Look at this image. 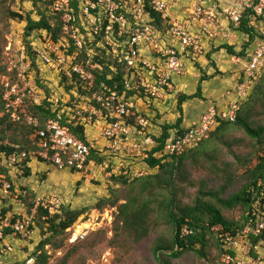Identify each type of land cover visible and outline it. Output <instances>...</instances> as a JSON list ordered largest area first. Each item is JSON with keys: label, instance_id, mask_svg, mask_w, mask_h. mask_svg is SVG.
Returning a JSON list of instances; mask_svg holds the SVG:
<instances>
[{"label": "built area", "instance_id": "obj_1", "mask_svg": "<svg viewBox=\"0 0 264 264\" xmlns=\"http://www.w3.org/2000/svg\"><path fill=\"white\" fill-rule=\"evenodd\" d=\"M48 9L49 14L60 15L62 36L52 42L43 32V40L34 48L39 64L63 72L70 84L78 82L83 89L91 91L95 86L94 74L84 69L77 57L84 53L85 64L101 71V64L90 63L98 53L87 50L97 40L95 46L102 47L108 59L124 69L121 91L101 81L91 93L93 105L64 108L68 111L67 123L83 125L86 131L97 125L102 139L114 145L113 153L134 157L135 148H141L145 161L150 151L159 146L148 132L150 122L143 110L147 101L171 93L173 76L184 74L185 58L204 54L206 41L202 35L210 41L219 33L221 39L227 41L235 39V32L240 34L242 48L237 54L243 52V55H232L231 60L240 67L246 81L236 85L237 99L228 104L226 111L217 112L212 108L204 113L181 134L175 132L168 137L153 154L154 158L174 160L207 140L221 122H235L239 105L244 101L238 105V100L248 96V84L264 71V0H226L225 3L203 0L192 6L189 16L184 17L193 22L198 20L199 29L194 32L183 17L172 15L170 0H52ZM151 12L159 16L160 27ZM243 24L245 30L241 29ZM63 41L67 42L64 46ZM71 44L75 49L69 54ZM148 51L155 57L148 56ZM13 68L10 62L7 74L0 80L3 92L0 117L7 115L13 123L24 122L37 129L38 150L31 153L32 157L41 158L58 170L95 175L99 164L91 158V151L96 147L77 138L60 123L59 116L57 120H46L43 127L38 128V120L26 112L23 90L18 82L11 80ZM130 136L137 137L130 139ZM6 145L8 143L0 141V192L3 197L10 193L11 185L5 180L2 168L20 161L16 153L5 154L1 147ZM25 155L22 153L19 158ZM98 168L103 169L102 166ZM136 173L137 177L144 175ZM256 191L258 193L244 212L242 226L231 231L221 225L211 227L219 241L221 264H264V177L257 181ZM62 205L55 197L36 196L33 213L42 208L48 214H59ZM9 226L10 218L0 219V238ZM28 226V221L24 220L11 227L21 232ZM188 232L186 227L182 229V235ZM8 250L0 245V256Z\"/></svg>", "mask_w": 264, "mask_h": 264}, {"label": "rangeland", "instance_id": "obj_2", "mask_svg": "<svg viewBox=\"0 0 264 264\" xmlns=\"http://www.w3.org/2000/svg\"><path fill=\"white\" fill-rule=\"evenodd\" d=\"M201 1L203 0H170L172 2V15L174 17L178 16L180 19L181 17L187 18L192 6ZM206 1L226 2V0ZM32 2L34 1L7 0L0 5V80L3 75L7 74L6 69L9 67V63L12 62V67L14 68L11 80L18 82L23 90L27 111L31 105L40 103L45 98H49L51 103L54 102L53 108L59 107V109L65 107L71 109L72 107L87 108L89 105H93L94 101H91V93L83 89L78 82L70 84L68 81H63V78L60 76L61 73L51 67L46 68L38 64L39 70L35 61L33 62L29 59L26 48L27 40H24L25 22L11 18L9 12L17 13L22 18L30 15L36 20L37 16L34 13L35 5ZM39 6L41 11L49 14V9L45 7L43 2ZM47 16L52 17L51 15ZM186 18L184 19L186 20ZM186 21L189 24V29L194 25H200L197 23L198 20L193 22L191 19H187ZM158 26H161V23ZM43 34L42 31L39 32L38 30H34L31 33L30 40L35 46L41 43ZM230 35L232 34L230 33ZM235 35L237 37L240 34L235 32ZM217 36L218 42L221 40V37L219 33ZM202 38L206 41L205 43L209 40L205 39L203 35ZM65 43L67 42H64L63 46L66 45ZM87 50L98 53L102 60H104V57L109 58L105 54V50L100 46H93L87 48ZM148 53V56L151 57L152 55L155 57L151 51H148ZM201 56L204 57L205 53ZM201 56L185 58L186 69L182 76L188 71L186 62H189L195 70L197 69V73H200V83L205 81L206 73L204 70H207L206 66L209 67L211 59L205 56L206 63L202 62V65L199 61ZM92 70L91 68L90 71ZM112 70H114L113 67ZM262 75L260 74L259 77L251 80L248 84L250 87L248 93H250L252 87L260 83ZM238 76L237 84L246 81L242 77L240 70L238 71ZM169 90L171 92L169 95L165 94L163 96L161 94L159 98H152L150 101H147L146 107L143 110V113L150 122L148 132H150L153 140L159 136L155 134L154 129L159 126L158 124H162L163 115L169 112V106H173V103H175L177 111L181 113V105L186 101L185 99H201L200 89L197 90V93L200 94L199 97H196L195 90L192 95H183L181 91H178L179 93L175 91L173 79L171 89ZM0 92H2L1 85ZM169 96H173V100ZM180 96H185L186 98L181 99ZM248 96L239 97L238 105L242 100H246ZM236 99L237 92L235 91L233 101ZM212 108L209 107L204 113H207ZM260 109L262 108L257 107V111ZM180 118L181 115L177 119L179 123H181ZM200 118L193 121V123L199 121ZM261 118L264 119V114ZM172 119L168 118L167 120L171 121ZM174 121L170 124L177 123L176 120ZM4 128H6L5 123ZM93 128L95 130L88 128L87 132L89 134L95 133L88 136L87 140L92 146L96 147L95 151L97 153H95L98 155V158L104 159V164L100 163L97 169H95V175L70 170H58L53 166L49 168L47 167L49 164H45L42 168L35 164L37 166L35 167V165L30 164L31 162L29 165L32 167L28 166L32 168L29 176H25L21 166L9 169L10 173H8L12 175L11 183L13 190L0 202V211L8 209L6 212L8 218H11L13 215H20L22 218H32L33 225L30 229L26 227L18 234L11 232L4 235L1 246H5L9 250L0 256V263L43 264L42 258L46 257L45 264H166V262L167 264H221L219 249L216 246L214 237L210 235L205 237L206 244L204 247L197 245L196 251L184 252L178 258L169 257L168 252L163 255L157 254L162 261L158 262L154 254V248L159 238L169 241L172 235L171 225L166 224L163 216L155 220V226L139 241H134L132 236L124 233L120 228L117 231L114 229L117 209L115 206L111 207L109 202H103V200L116 199L118 201L117 204L123 203L129 191V184H133L134 187L136 186L133 192L138 189L139 183H134V180H132L133 178H140L137 177L136 172H141L144 174L142 175L143 177H147L148 174L156 173L157 169H152L149 166L144 167L145 164L147 165V162L146 160L144 161V156L140 152L141 148L139 150L135 148L136 155L134 157L125 156L123 153H113L111 148L114 145L102 139L97 125L93 126ZM131 133L135 134V130H132ZM214 133L215 136L211 135L208 140L198 147L202 153H206L211 157L197 156L196 159H193V164L191 163L192 159L186 158L182 165L176 164L178 169L175 171L174 194L175 205L179 209L193 206L200 192L206 193L210 191L216 193L221 186L230 183L226 191L219 194V198L228 199L232 194L239 191L244 184L246 179L243 176L244 169L251 168L256 161L259 154L257 152L258 147L255 146V141L248 137L241 128L233 126L228 127L223 133L216 130ZM28 134L26 128L12 126V129H8L5 132L3 141L8 144L13 142L14 145H18L21 149H30L32 145L28 139ZM136 137L130 136V139H135ZM158 138H161V135ZM34 161L38 162L36 159ZM99 166H102L103 169L98 168ZM179 169H182V172ZM125 175L127 177L130 176L128 185L117 183L111 178V176ZM151 190L155 194L161 193V200L164 196L168 195L167 190H160L158 188H151ZM33 196H39L40 198L44 196L55 197L63 204V209L59 214H44V217L41 214H34L32 211ZM200 199L210 200L214 204L217 203L213 197L205 198L204 196H200ZM66 210L77 211L81 215L66 231L52 236L51 224L47 223L48 221H45V218L50 219L55 215L65 216L63 211ZM221 214L228 221L237 222L241 217V209L239 207L232 209L223 208L221 209ZM59 220L55 221L56 224ZM26 221L28 223L31 222L29 220ZM45 240L47 241L44 247L40 248L41 242Z\"/></svg>", "mask_w": 264, "mask_h": 264}, {"label": "trees", "instance_id": "obj_3", "mask_svg": "<svg viewBox=\"0 0 264 264\" xmlns=\"http://www.w3.org/2000/svg\"><path fill=\"white\" fill-rule=\"evenodd\" d=\"M7 0H0V5L3 4ZM32 2L34 6V13L36 14V20L33 19L30 15H26L24 18L18 15L17 13L9 12V16L13 19H18L19 21L25 22L24 28V40L26 41L27 55L31 61H35L38 69L39 60L34 51L35 45L30 40L31 33L34 30H38L39 32H46L47 37L51 39L52 42H57V40L62 36L61 33V20L60 15H51L45 13V11H41L39 5L45 4V7L48 8L49 3L52 0L44 1H35ZM47 15H51L52 17H48ZM152 17L156 20V23L160 25L159 16L153 12H151ZM243 23H246V20H243ZM245 25L243 24L242 28L245 30ZM160 27V26H159ZM246 31H249L246 29ZM97 40L92 42L91 45L95 46ZM245 46H243L244 48ZM225 49L230 55H243V52L237 54L233 52V50L226 46H220V49ZM70 50L67 53L71 54L73 52L74 46L71 44L69 47ZM102 54V52L100 51ZM84 53H79L77 57L78 62H83V67L87 71L91 70L89 65L85 64V56ZM104 55V54H102ZM90 60V63L98 62L102 65V70H92L95 78V86L89 91L92 93L96 91L97 85L99 82H105L110 87L116 86V89L121 91L122 86V70L123 68L118 66L116 63L112 62L111 59L104 57V60L101 59V56L98 54L93 56ZM113 65V66H112ZM115 69V72L112 71ZM119 69V70H118ZM262 79L259 84H256L252 87L250 93L248 94V98L239 106V110L236 113V120L233 123L221 122L217 127V132H224L228 127H239L241 128L245 134L255 141V146H257V152L259 153L254 165L251 168L244 169L243 176L246 178L244 184L241 186V189L234 194H232L228 199L219 198V194H222L229 187L230 183L221 186V188L216 192H200L199 195L205 198L213 197L216 204L210 202V200H201L200 196L193 206L185 207L182 209L177 208L175 205V171L178 169L176 164L182 165L185 159H192L191 163H194L193 159H196L197 156H208L206 153H202L201 149L198 147L204 143L201 142L196 148L193 150L184 153L182 156L175 158L171 161H164V159L159 158L156 159L153 157V154L161 149L164 141L168 138L167 126L162 128L161 138H155L157 142H159V146L150 151L149 157L146 159L147 166L150 168H156L157 171L154 174H148V176L140 178H133V182H138L139 186L136 191L133 190L136 188L133 184H129V191L126 195V198L123 203L117 204L118 201L116 199L113 200H103V202H109L111 207H116L117 214L115 216V227L116 231L120 228L124 233L132 236L134 241H139L144 237L148 231L155 226V220H158L160 216H163V220L166 224L171 225L172 235L169 241L164 240L163 238H159L156 247L154 248V254L158 262H162L161 258L157 256V254H165L169 253L168 256L171 258H178L182 253L188 251H196V246L200 245L204 247L206 244L205 237L207 235L213 236L216 242V246L219 249V254H221V249L219 245V241L216 239L214 233L211 231V227L214 225H221L226 230H233L243 225V220H245L244 212L250 207V202L252 201L253 196H256L258 193L256 191L257 181L264 177V119H260V117L264 114V71L261 73ZM63 78V81H67L63 72L60 75ZM110 77V79H109ZM205 79V78H204ZM76 83V82H75ZM199 90V89H198ZM2 93L0 92V111L3 109V101H2ZM199 93L196 94L198 96ZM181 97V96H180ZM179 97V99H180ZM185 96H182L181 99H185ZM180 99V100H181ZM26 100V99H25ZM25 106V102H24ZM54 105L50 102L49 98H45L42 102L33 104L30 106L29 110L26 112L27 114L35 117L38 120L39 127L42 128L45 121L52 119L57 120L58 116L60 117L59 121L62 125H66L73 134L76 135L77 138L82 140L84 143H88L87 140V131L83 125H74L72 123H67L68 120V111L58 108H53ZM257 107H261L259 111H257ZM67 108V107H65ZM74 108V107H72ZM179 109V107H178ZM180 110V109H179ZM60 114V115H59ZM4 123L6 124V128H4ZM179 124V123H178ZM23 127L28 130V139L32 145L30 149H21L18 145H14L13 142L2 146L1 149L5 152L6 155L16 153L18 159L22 153L26 155L21 157L22 161L17 162L14 166H9L8 164L2 168V174L4 175L5 180H7L10 185V191L13 190V185L11 183L10 168L21 166L25 176L30 175L31 169L28 167L30 161H32V152L38 150L37 139L35 137L36 128L32 126L26 125L23 123H13L10 121L7 115L0 117V141H3L5 137V132L8 129H12V126ZM175 127H177L175 125ZM182 132L179 131L178 134ZM212 132L210 134L215 136V133ZM209 136V137H210ZM209 139V138H208ZM207 139V140H208ZM96 149H92L91 158L97 162V164L103 163L104 159H99ZM96 152V153H95ZM186 156V157H185ZM40 162H44L41 158H39ZM197 161V160H196ZM196 167V166H195ZM245 168V166H243ZM242 167V168H243ZM182 172V169H179ZM9 172V173H8ZM130 177V176H129ZM129 177L125 176H111V178L120 183L122 185H128ZM131 180V181H132ZM151 188H158L160 190H167L168 195L164 196L161 200V193L155 194ZM10 194V193H9ZM8 194V195H9ZM8 195L3 197L0 192V198L3 197L0 202H2ZM258 196V195H257ZM34 197V196H33ZM160 198V201H159ZM35 197L33 198L32 207H34ZM101 201V203H103ZM63 207V206H62ZM60 211H62V208ZM239 207L241 209V217L237 222H230L221 214V209H232ZM178 210V213H177ZM8 209H3L0 211V219L7 217L6 212ZM33 211V209H32ZM37 214H41L44 217V214L47 215V210L42 208L37 209ZM6 214V215H5ZM64 215H55L53 217L45 218L47 223L51 224L52 227V236H56L58 233L66 231L75 220L81 215V213L73 210L63 211ZM29 218H22L20 215H13L10 218V226L5 228L2 232V237L0 238V245L3 243L4 235L6 233H20L16 232L11 226L14 225L17 221L28 220ZM60 219L56 224V220ZM31 221V220H30ZM33 225V220L29 223L28 229H30ZM186 227L189 231L187 234L182 235V229ZM59 228V230H57ZM49 240V239H48ZM41 242L40 248L44 247L45 243ZM46 257L42 258V263H44ZM167 264V262H166Z\"/></svg>", "mask_w": 264, "mask_h": 264}, {"label": "crops", "instance_id": "obj_4", "mask_svg": "<svg viewBox=\"0 0 264 264\" xmlns=\"http://www.w3.org/2000/svg\"><path fill=\"white\" fill-rule=\"evenodd\" d=\"M171 3L172 2H170V9L172 12ZM190 29L194 32L197 31L199 28L197 25H194L190 27ZM241 41H242L241 37L240 35H238L237 37H235V39L232 40L225 41L221 39L217 42V39H214L204 44L205 56L211 59L210 61L211 63L209 67L206 66L207 70H204L206 73L205 81H202L200 83V77H201V75H199L200 73L198 74L197 69L195 70L193 68V65H191V63L189 62H186L188 71H186V74L184 76H180V77L173 76L172 79L175 84V91L177 92L181 91L183 95H192L194 93V90L196 91L197 94V90L200 89L201 99L200 98L185 99L186 101H184L181 105L182 108L181 113L177 111V107L175 103H173V106H169L170 108H168L169 109L168 111L170 112V116H169V112L164 113L162 124L161 125L158 124L159 126L154 129L156 135L160 136L162 134L163 131L162 128L164 126L168 127L167 130L168 136H172L175 132L183 131L184 129L188 128L193 123V121L198 120L209 107H213L217 111H221V112L227 110L228 102L230 100L233 101L235 95V91H236L235 88L239 77L238 71L240 70V67L233 63V61L231 60L232 55L228 54L225 49L223 48L220 49V46L226 45L230 47L233 50V52L238 53L242 48ZM205 56L204 57L201 56L199 58V61L201 63L202 62L206 63ZM200 94H198V97L200 96ZM169 97L173 100V96H169ZM180 115H181L180 118L181 123H179L177 120L179 119ZM168 118H173V119L170 121L167 120ZM174 120H176L177 123L175 124L173 123V125H171L170 123H172ZM175 125L177 127H175ZM94 133L95 132L89 134L87 132V136H90ZM30 164L32 165L36 164L42 168L45 166L46 163H39L32 160ZM36 165L35 167H37ZM28 166L32 167L29 164ZM47 167L50 168L51 166L48 165Z\"/></svg>", "mask_w": 264, "mask_h": 264}, {"label": "bare ground", "instance_id": "obj_5", "mask_svg": "<svg viewBox=\"0 0 264 264\" xmlns=\"http://www.w3.org/2000/svg\"><path fill=\"white\" fill-rule=\"evenodd\" d=\"M87 139H88V136H87ZM88 142H89V141H88ZM32 158H34V159H36V161L40 162V161H39V158H37V157H32ZM34 159H32V160H34ZM19 160H20L19 162L22 161V159H20V158H19ZM30 162H31V161H30ZM40 163H46V164H49V163H47V162H45V161H44V162H40ZM6 165H7V164H6ZM6 165H5V166H6ZM6 167H7V166H6Z\"/></svg>", "mask_w": 264, "mask_h": 264}]
</instances>
